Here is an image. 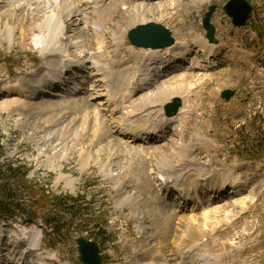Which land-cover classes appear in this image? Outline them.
<instances>
[{
	"label": "rangeland",
	"instance_id": "374dc122",
	"mask_svg": "<svg viewBox=\"0 0 264 264\" xmlns=\"http://www.w3.org/2000/svg\"><path fill=\"white\" fill-rule=\"evenodd\" d=\"M109 1H115L118 6L107 13L103 53L98 54L101 48L95 45L93 26L91 23L85 26V21L93 18L91 10H86L84 17L71 11L78 3L80 9L84 7L81 0H0V171H5L6 166L17 170L9 185L16 194V202L36 219L30 222L19 215L6 218L0 213V264H82L78 261L75 242L82 235L97 241L103 264H126L144 244L147 247L151 242L148 247L154 246L156 240L149 236L168 229L169 224L171 236L166 241L170 246L174 245V239L184 238L188 232L207 233L210 239L206 252L218 259L219 264H264V160L239 159L238 155L256 152L253 147L236 143L246 134L258 138L264 132V68L254 61L264 54V0H248L252 12L244 27L232 25L223 8L227 0ZM167 1L170 4H164ZM151 4H164L162 12L141 13L140 8ZM210 4L217 6L211 17L217 39L212 45L216 53L218 49L221 52L216 58L207 57L205 61L196 44L186 43L189 51L177 61L172 57L169 67L165 66L167 62L148 65L147 54L155 50L162 54L164 49L137 48L127 40L128 29L153 20L172 31L173 45L177 42L182 45L184 40L192 42L195 34L208 42L201 19ZM54 14L61 17L63 29L57 42L43 50L37 39L47 36L46 21ZM260 31L261 41L257 37ZM56 48L66 51L64 59L70 62L86 57L88 70L83 72L77 63L72 64L59 72L61 79L55 81L50 92L41 84L48 93L38 91L35 98L25 97L30 95L28 91H17L16 87H22L23 82L41 74L45 65L57 62L51 59L58 53ZM163 57L166 61L167 56ZM91 58L113 62V69L131 66L135 80L149 82L148 87L135 93H128L126 89L131 85L124 82L121 91L128 97H124L120 112L135 123L149 120L158 128L163 124L164 129H158L161 132L156 130L150 135L154 140L119 135L118 118L106 127L107 138L93 132V116L101 112L107 116V110L115 105L110 102L112 106H109L102 94L94 95L91 85L97 81L94 68L89 65ZM181 76L190 80V86L180 83ZM176 84L182 87L181 93L173 94L182 100V113L174 117V123L180 120L178 131L171 129V122L162 120V110L153 118L138 120L147 103L158 101L151 95ZM225 88L236 90L227 101L220 97ZM44 101L55 104V108L37 111L34 105ZM8 102L11 105H6ZM13 102L18 103L12 105ZM160 105L156 109H162ZM118 107L114 109L119 110ZM33 111L37 113L32 114ZM115 142L120 145L118 149ZM177 143L183 146L179 152L174 149ZM125 146L136 147L140 154L120 151ZM158 152L168 157L173 155L169 161L174 166L172 169L181 175L179 178L185 173L194 177L199 172L214 171L220 175L230 173L235 182L228 181L211 200H205L206 194L201 192L195 201V194L183 200L177 198L174 188L164 194L153 173L154 164L161 167L163 162ZM64 153L66 157L60 158ZM6 163L10 164L4 166ZM182 163L189 167L176 168ZM245 178L248 185L244 184ZM62 195L77 198L79 209L69 207L73 216L54 203ZM33 202L38 203L30 209ZM182 203L185 209L198 207L197 214H212L205 222L200 218L202 222L182 224L180 216L176 218ZM162 210L175 214L172 223L158 229L160 220L167 216ZM45 218L63 220L67 225L57 230L58 236L49 235V227L40 223ZM98 227L100 231L96 230ZM30 235L37 238L31 250L25 238ZM151 258L154 259L153 255ZM167 263L174 264V260Z\"/></svg>",
	"mask_w": 264,
	"mask_h": 264
},
{
	"label": "bare ground",
	"instance_id": "6f19581e",
	"mask_svg": "<svg viewBox=\"0 0 264 264\" xmlns=\"http://www.w3.org/2000/svg\"><path fill=\"white\" fill-rule=\"evenodd\" d=\"M173 1L175 3L176 0H172V3H173ZM194 1H196V0H194ZM203 1H206V0H199L198 3H201ZM176 2H179V1H176ZM81 3L84 4V7L82 9H80L79 3H78L77 6L74 5V7H73L74 9L71 11L77 12L79 14V16L81 15L84 17L86 14V10H88V9L91 10V13L93 14V18H92V20H90V22L85 21V26H87L88 23L92 24L93 30H94L95 36H96V38H95L96 44L95 45H97L99 48H101V51L98 53V54H101V53H103V47H104L103 27L105 26L106 21L108 20L107 19V15H108L107 13H110L114 9H117L118 5L116 6L115 1H109V0H81ZM168 3L170 4L169 1L165 2L164 4H168ZM164 4H161V5L151 4L149 6L144 5V7L140 8L142 10V12L141 11L140 12L141 13L152 12L155 10H159L162 12L161 8L163 7ZM165 10H168V8L165 7ZM51 18L52 19H48L46 21V28H49V32H48L47 36H45L44 38L37 39V43H39L41 45V48H44L43 50H46L49 46H53L57 42L58 34L63 29V22L61 20V17H59L57 15L55 16V14H54V16L52 15ZM194 34H195V32H194ZM191 35H193V34H190V36ZM195 35L192 37V42L189 40H186V41L184 40L183 44L181 45L176 41L177 43L175 45L164 48V50H162L163 55L158 50H155L157 52L152 51L151 53L147 54L146 61H149V63L147 62L148 65L152 62H156V63H158V65H159V63L162 62L163 64H161V65H164L167 62V64L165 66L169 67L171 64L170 62L173 61L171 59L172 57L175 59V61H177L178 58L184 57L186 55L185 54L186 51H189V49L186 48V45H185L186 43L187 44L188 43L193 44V45L196 44V47L198 48V53L203 54V58L205 59V61H207V57L209 58V57L214 56L216 58V56H218V54L221 53L219 49L217 50V53H216L214 45H212L213 43L202 41V40H200V38H197ZM190 36H188V37H190ZM115 39L117 40V42L120 43V39H118L116 37H115ZM124 40H125V38L122 36L121 41L124 42ZM55 50L58 53L51 56L52 57L51 59H57V62L55 61L56 66H55V62H53V61H52L53 62L52 66L45 65L41 71V74L33 77L31 79V81H29V82H26V81L23 82L24 84L21 85L22 87H16L17 91H19V90L28 91L29 92L28 94H30V95H25V97L31 96V98H35L38 91L39 92H46L47 91L46 88L45 89L43 88L44 86H47L48 91H49L50 87H53L54 83H56L55 81L56 80L59 81V79H61L59 72L65 68L70 67L72 64L77 63L76 64L77 68L80 69L81 71L83 70V72H86V70H88L89 67H87L86 61H85L86 57H83L82 59L70 62V61H67L66 59H64V53L66 51H62L58 48H56ZM164 54L167 56L166 61L163 59ZM132 61H133L132 64H134L135 60H132ZM46 63L47 62H45L44 64H46ZM113 64H114L113 62L109 63V62H106V60L103 61V59L99 60V58H94L93 60L91 58L90 63H89V65L92 68H94V70H93L95 72L94 77H95V80L97 81L94 84L92 83V85H91L94 95L97 96V95L102 94L105 96V99H106L109 106L112 104V105H115V107L116 106L120 107L119 110H117V108L114 109L115 107L108 109L106 112L108 114L107 116L103 115L102 112L95 114L93 116L94 117L93 132L94 133L98 132V135H101L103 137V139L107 138L106 127L114 124L115 120L118 118L117 124H118V128L121 130L119 135L126 134L129 137H131L132 135L139 136V133L141 132V134L138 138H141V139L145 138L146 140H154V139H149V138L144 137V133L146 134L147 132H151V134H152V132L153 133H155L157 131L161 132L158 130L159 128L157 125H155L154 123H152L149 120L144 122V123L143 122L135 123L133 118H128L126 115L123 116V112L122 113L120 112L123 109V104H125L124 103V100H125L124 97H126V95H127V93H123L121 91V89H122L121 86H123V84L127 83V84L131 85V87H127L126 91L128 93H135V92H139L140 90H142L143 87L144 88L148 87L149 82L147 80H144L142 82H141V80H139V82H140L139 83L137 80H135V73H133V70L130 69L131 66H130V68H128V66H126L124 68H119L120 67L119 66L118 68L113 69ZM159 67H157V68H159ZM157 72L159 73V71H157ZM185 74H187V73H185ZM38 76H39V79H38ZM90 76L91 75H89V77ZM41 77H43V78L41 79ZM190 77L192 79V76H190ZM177 79L179 80V78H177ZM47 80H49V81L47 82ZM189 81H188L186 76L180 77V83H182V85H184V86H190ZM219 81H220V78H218V82ZM200 83H203V82H200ZM41 84L43 86L42 88L40 87ZM175 86L176 87L171 86V85H167L162 90H159L158 92H155V94L151 95L152 98H154L156 96L157 100L159 101V103L161 105L156 100H154L150 103H147L144 107V110L138 116V120H145L147 118L150 119V118H153L154 115H158L159 110L161 111L162 109H158V108L156 109V106L158 107L160 105V108H162L163 104L166 103L170 99L171 95L178 93V92L181 93L182 87H179L178 84H176ZM23 87H25V88H23ZM177 89H180V90H177ZM48 91H47V93H48ZM53 92H52V95H53ZM55 94H57V92H55ZM167 98H168V100L165 101V99H167ZM117 99H118V101H117ZM110 102H111V104H110ZM17 103L18 102H13L12 105L13 104L16 105ZM156 104H158V105H156ZM6 105H11V102L6 103ZM34 106L36 108H38L37 111H40V112H44L46 109L55 108V104H49V103H46V101H44V103H42L41 105H38V106L34 105ZM187 110H189V109H187ZM188 112L189 111H187V113ZM33 113L35 114L37 112L33 111L32 114ZM181 113H182V110L180 109L177 116L180 115ZM104 116L106 117V119L103 118ZM131 116H133V115H131ZM174 117L175 116L164 117L163 113L161 116L162 120H165V122H168V121L171 122L170 125H171V129L173 131L174 130L178 131L179 130V127H178L179 124L178 123L180 120L178 122L174 123V120H175ZM155 121H156V119H155ZM162 125L163 124H161L160 126L163 128ZM137 132H139V133H137ZM154 136H156V135L154 134ZM116 142L113 144L118 149L120 147V145H118V143H116ZM179 144L180 143H177L174 145V147H175L174 149L176 151L178 150V152H179V150L181 151V149H183V146H181L182 144L181 145H179ZM122 149L123 150L120 149V151H122L124 153H129V154L134 153V155L140 154L139 152H137L136 147L125 146V147H122ZM141 151L142 152L144 151V147H141ZM155 151L156 150H154L153 152H155ZM158 153L160 154V157L163 160V162H161V165L164 168H161L162 166L159 167V166H156L154 164L153 173H154V179L157 180L156 182H157V184H159V187L162 190V193H164V194H167L168 192H170L171 189L174 188L175 192L178 194L177 198H180V199L182 198L183 200H186L187 197L191 198L195 194V196L193 197V200L195 201L196 198L200 197L199 192L206 194L205 200H211L213 197H215V195L219 191V189L224 188L223 187L224 184H227L228 181L230 184L235 182V179L232 178L230 173L228 175L225 173L226 174V176H225V174L220 175L214 171H209L206 173L205 172H202V173L199 172L200 174L197 173L194 175V177H190V174L186 175V173H185L182 176V178H179L181 175L179 174L177 169H172L174 166L173 165L171 166L170 161H169L170 158L172 159L173 155L168 157V156L164 155L162 152H158ZM177 153L175 152V155H177ZM64 154H65V156L59 155L60 158H65L66 153H64ZM124 155L127 157L126 154H124ZM181 155H182V153H181ZM129 157H131V156H129ZM182 157H185V156H182ZM133 159H134V157H133ZM181 165L182 166H180V165L176 166V168H181V167L184 168V167L188 166L187 164H184V163H182ZM83 167L84 166L82 165V169H83ZM165 168H167V170H165ZM184 169H186V168H184ZM180 171H183V169H180ZM188 171L191 172L190 170H188ZM176 174H179V175L176 176ZM198 180L202 181L201 184L198 183ZM243 181H244L245 185H248L246 178ZM236 186H238V185H236ZM230 192H233V191H230ZM149 198H150V196H149ZM182 204H183V206L181 205V207L178 208V210H177L178 215H176V218H178V216H180L179 219L182 221V224L185 221L191 222V224L195 223L197 221L200 222L201 221L200 218H203V221H204L208 218V216H210L212 214V213H208L206 215H200L199 213L198 214L196 213V210L198 207L197 208H194V207L193 208H187L186 207L187 209H185L184 203H182ZM162 211H165V210H162ZM164 214H166L167 216L164 217L163 221L160 220V222L158 224V229L163 227L164 224H165L164 226H166V224H168L169 222L172 223V221H173L172 218H173L175 213L165 211ZM213 216H216V215H213ZM182 226H184V225H182ZM170 230L171 229H170V224H169L168 229L163 228L162 231H158L157 233H155L156 235L154 234L152 237L149 236L150 239L156 240V243L154 244V246L148 247V245L151 243V242L150 243L148 242L149 244L146 247L144 244V243H146L145 242L146 240H144V242H143L144 246L140 247L141 249L138 251V253L135 254L132 257L131 261H129L126 264H166V262H168L169 260H174V264H219L220 261L218 262V259L216 260L215 258L211 257L206 252L207 250H206L205 246L208 243L207 241H209V239H210L209 237H207L209 234H207V233L203 234L202 233L199 235V234H193V233L188 232L186 237L174 239V241H173L174 245L170 246L169 241H166L168 236L169 237L171 236V235H169ZM197 230H199V229H197ZM173 235H174V233H173ZM184 235H186V234H184ZM25 238H26V242H27V243L26 242L25 243L28 244L29 249L30 250L34 249V246L37 244L36 236L30 235V236L25 237ZM174 238H175V236H174ZM205 238H206V240L204 241ZM176 246H177V248H176ZM175 253L177 256L174 255ZM152 255H153L154 259L151 258ZM168 256H171V257L168 258ZM173 256H175V257H173ZM0 257H2V256L0 255ZM207 259H209V260H207Z\"/></svg>",
	"mask_w": 264,
	"mask_h": 264
},
{
	"label": "water",
	"instance_id": "95a60500",
	"mask_svg": "<svg viewBox=\"0 0 264 264\" xmlns=\"http://www.w3.org/2000/svg\"><path fill=\"white\" fill-rule=\"evenodd\" d=\"M216 8L212 4L208 6L207 11L202 19V27L206 31V38L211 43H216L215 27L210 22V18ZM226 14L231 17L232 23L236 27L247 25V20L250 17L252 6L247 0H228L224 5ZM262 32L258 34L261 39ZM128 41L131 45L142 48L163 49L174 43V38L171 31L157 22L151 21L145 24H139L130 29L127 34ZM234 94V90L225 89L221 93V97L228 100ZM181 106V99L174 97L171 102L165 104L164 113L166 116L175 115L178 108ZM78 260L82 264H102L100 249L98 244L83 236L76 238Z\"/></svg>",
	"mask_w": 264,
	"mask_h": 264
},
{
	"label": "trees",
	"instance_id": "16d2710c",
	"mask_svg": "<svg viewBox=\"0 0 264 264\" xmlns=\"http://www.w3.org/2000/svg\"><path fill=\"white\" fill-rule=\"evenodd\" d=\"M258 62L260 63V65H262L264 67V62L261 59H259ZM242 125L245 126V123ZM242 125H240V126H242ZM237 133L242 134V133H239V129H237ZM240 140H241V142H236V143H238V144L241 143L242 147H253V150L256 153L255 154H248L245 156L238 155L239 159H264V145L262 143L264 141V132L258 138L254 137V135H252V134H246L242 138H240ZM254 140H258V142H255ZM259 140H261V141H259ZM0 156H1V154H0ZM7 164H10V163H6V164H4V166ZM4 166H2V167H4ZM16 171H17L16 169L11 168L10 166H6L5 171H0V213L2 214V217L5 216V217L9 218V217H13L14 215H19L28 221L35 220L33 214L27 215L24 208L16 202V200H17L16 194L9 185L10 184L9 180L11 179V177L14 175V173ZM69 197H67L65 195L57 196L54 199V203L59 208H61L63 211H65L66 213L73 216V213L71 212V210H69V207L72 205V207L79 209L78 208L79 205H77L78 200H75V199H77L75 197H70V198ZM37 203L33 202V208H35V204H37ZM41 206H43V204H41ZM43 223L47 227H49V230H47V231H49L48 234L49 235H56L57 234L56 236L59 235L57 230L61 231V226L63 225L65 228V226L67 225L63 220L59 221L56 218H52L50 220L45 218ZM96 230L100 231L101 229L98 227V228H96ZM100 235L101 234L98 233V236H100ZM96 238L98 239V237H96Z\"/></svg>",
	"mask_w": 264,
	"mask_h": 264
}]
</instances>
